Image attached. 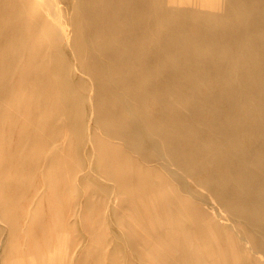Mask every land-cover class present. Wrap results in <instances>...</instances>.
I'll return each instance as SVG.
<instances>
[{"label":"bare ground","instance_id":"6f19581e","mask_svg":"<svg viewBox=\"0 0 264 264\" xmlns=\"http://www.w3.org/2000/svg\"><path fill=\"white\" fill-rule=\"evenodd\" d=\"M0 264H264V0H0Z\"/></svg>","mask_w":264,"mask_h":264}]
</instances>
